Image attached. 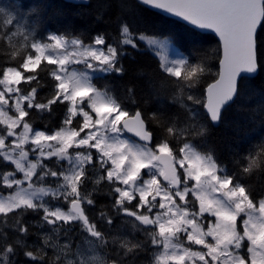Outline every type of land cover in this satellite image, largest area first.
<instances>
[{"label": "snow or ice", "instance_id": "6c2138e0", "mask_svg": "<svg viewBox=\"0 0 264 264\" xmlns=\"http://www.w3.org/2000/svg\"><path fill=\"white\" fill-rule=\"evenodd\" d=\"M76 6L106 27L52 30L38 3L0 0V264H264V141L227 161L208 146L229 102L264 118V0ZM144 8L219 37L206 99L207 57L150 31Z\"/></svg>", "mask_w": 264, "mask_h": 264}, {"label": "trees", "instance_id": "16d2710c", "mask_svg": "<svg viewBox=\"0 0 264 264\" xmlns=\"http://www.w3.org/2000/svg\"><path fill=\"white\" fill-rule=\"evenodd\" d=\"M30 2L41 5V11L45 14L47 24L50 29H63L71 27L77 31L93 32L95 29L106 27V25H97L92 16V9L77 7L74 3H69L64 0H30ZM92 4L98 2L103 3L104 0H90ZM113 7L109 9L114 12L116 0H111ZM143 19L147 22L150 31L160 33L161 38L164 35L171 36L177 42V46L184 51V54L193 53V58L207 57V63L212 69L210 74H207L197 87L192 90L202 100L205 99L206 88L208 84L214 82L217 78L216 71L219 68V57L221 56L219 41L210 34H204L188 27L187 25L166 17L160 13L144 8L140 13ZM136 62L148 68H155L159 58L146 48H142L140 53H134ZM129 77L132 69L136 67L135 63H129ZM129 77H125L127 80ZM108 81L120 91L122 81L112 77L107 78ZM34 83V82H33ZM102 87L105 81H95ZM42 93H47L48 89L40 90ZM255 100L248 101L244 98L236 99L234 103L226 107L223 111V120L218 127L211 129L208 141V146L213 148L216 155L221 160H230L236 157H242L249 148L254 147L261 141H264V118L255 117L249 118V109L253 107ZM57 109L55 119L49 122L50 127L57 126L60 120V110L63 105L53 106ZM37 127H43V124L37 121ZM231 167V165H230ZM264 180L256 179L253 181V187L260 190ZM104 203L107 202V197H104Z\"/></svg>", "mask_w": 264, "mask_h": 264}, {"label": "water", "instance_id": "95a60500", "mask_svg": "<svg viewBox=\"0 0 264 264\" xmlns=\"http://www.w3.org/2000/svg\"><path fill=\"white\" fill-rule=\"evenodd\" d=\"M64 1L69 2V3H74V4H76V0H64ZM148 9H150V10H152V11H155V12H157V13H160V14L166 16V17H169V18H172V19H174V20H177V21H179V22H181V23L187 25L188 27H191L192 29H195L196 31H198V32H200V33L213 35V36L219 41V37H218L214 32H212L211 30H208V29H199V28L195 27L194 25L189 24L187 21H184V20L180 19L179 17H175L174 15H172V14H170V13H167V12H165V11L162 10V9H154V8H148ZM220 46H221V45H220ZM221 54H222V50H221ZM206 89H207V88H206ZM206 95H207V93H206ZM206 95H205V97H206ZM234 101H235V100H234ZM233 103H234V102H229L228 105H225V108L228 107V106H230V105L233 104ZM225 108H224V109H225ZM224 109L222 110V112L224 111ZM126 134L129 135L130 137L136 139V137H134L133 134H131V133H126Z\"/></svg>", "mask_w": 264, "mask_h": 264}, {"label": "flooded vegetation", "instance_id": "af4514ba", "mask_svg": "<svg viewBox=\"0 0 264 264\" xmlns=\"http://www.w3.org/2000/svg\"><path fill=\"white\" fill-rule=\"evenodd\" d=\"M97 201H98V204H99V203H104L103 196H98V197H97ZM89 215H94V213H93V212H89ZM209 219H211V218H209ZM145 259H146V258H145Z\"/></svg>", "mask_w": 264, "mask_h": 264}, {"label": "rangeland", "instance_id": "374dc122", "mask_svg": "<svg viewBox=\"0 0 264 264\" xmlns=\"http://www.w3.org/2000/svg\"><path fill=\"white\" fill-rule=\"evenodd\" d=\"M170 57H171V55H172V53H171V51H169L168 53H167ZM158 57V56H157ZM159 58V57H158ZM126 135V134H125ZM127 136V135H126ZM128 137V136H127ZM129 138V137H128ZM130 139H132V138H130ZM162 179V178H161ZM210 239V238H209ZM145 258L146 259H148V258H150L149 257V255L148 254H145Z\"/></svg>", "mask_w": 264, "mask_h": 264}]
</instances>
